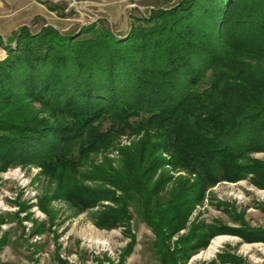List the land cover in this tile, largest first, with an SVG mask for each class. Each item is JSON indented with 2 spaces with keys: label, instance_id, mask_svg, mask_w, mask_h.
I'll return each mask as SVG.
<instances>
[{
  "label": "trees",
  "instance_id": "16d2710c",
  "mask_svg": "<svg viewBox=\"0 0 264 264\" xmlns=\"http://www.w3.org/2000/svg\"><path fill=\"white\" fill-rule=\"evenodd\" d=\"M143 22L125 36L102 21L75 36L22 27L0 61V169L39 167L50 190L39 198L45 213L51 199L74 214L97 207L93 223L110 229L133 206L158 237L160 264H178L167 238L207 188L251 174L264 189V160L250 157L264 152V0H178ZM121 136L138 138L117 146ZM115 147L117 164L89 162ZM166 167L194 179L177 177L160 195L171 180ZM200 228L185 245L204 247L226 232L264 240L263 229Z\"/></svg>",
  "mask_w": 264,
  "mask_h": 264
},
{
  "label": "rangeland",
  "instance_id": "374dc122",
  "mask_svg": "<svg viewBox=\"0 0 264 264\" xmlns=\"http://www.w3.org/2000/svg\"><path fill=\"white\" fill-rule=\"evenodd\" d=\"M15 1L18 6L24 2ZM177 1L43 0L46 15L19 25L14 32H0V47L5 52L2 60L7 55V46L10 49L17 47L16 36L22 27L32 35L40 33L41 28L52 27L64 34L74 32L75 36L83 25L102 21L114 33L125 36L131 23L146 25L143 18L149 19L158 9L173 7ZM7 74L9 79L15 80L14 70H8ZM10 85L7 82V86ZM136 138L138 136H121L116 145H127ZM116 149L92 154L88 160L91 164H102L101 160L109 159L117 164ZM250 157L264 160V152L251 153ZM164 170L171 175V180L160 192L163 196L168 197L177 177L190 182L194 179L182 170L169 167ZM250 178L251 174H247L239 181H220L206 189L203 201L192 210L185 227L167 238L169 250L180 253L178 264H264V240L249 242L242 236L226 232L210 237L204 247L192 248L183 242L193 235V229L199 227L200 233L203 229L207 234L210 226L240 228L245 235L248 231L264 230V189L253 185ZM46 182L41 169L32 164L0 169V264H60L58 259L64 264H160L156 252L158 237L133 206L127 208L129 216L121 224L110 229L99 228L92 219L97 207L74 214L66 201L51 199L47 202L48 213L43 212L39 208V198L50 191L45 190ZM116 195L120 193L116 192ZM102 204L119 206L109 200ZM238 215L243 218L240 220ZM36 229L43 230L35 232ZM221 236L230 239L221 243L211 255H205L211 241ZM184 249H187V257L180 252Z\"/></svg>",
  "mask_w": 264,
  "mask_h": 264
},
{
  "label": "crops",
  "instance_id": "0c3cea01",
  "mask_svg": "<svg viewBox=\"0 0 264 264\" xmlns=\"http://www.w3.org/2000/svg\"><path fill=\"white\" fill-rule=\"evenodd\" d=\"M16 4L15 0H0V32H14L19 25L28 24L27 21L39 15H46L43 0H24L19 6ZM4 54L0 47V60Z\"/></svg>",
  "mask_w": 264,
  "mask_h": 264
},
{
  "label": "bare ground",
  "instance_id": "6f19581e",
  "mask_svg": "<svg viewBox=\"0 0 264 264\" xmlns=\"http://www.w3.org/2000/svg\"><path fill=\"white\" fill-rule=\"evenodd\" d=\"M230 239L229 236H221V237H217L214 240L211 241L207 252L205 253V255H211L213 252H215L216 248L223 243L224 241Z\"/></svg>",
  "mask_w": 264,
  "mask_h": 264
}]
</instances>
